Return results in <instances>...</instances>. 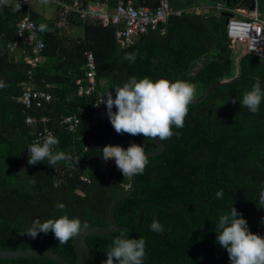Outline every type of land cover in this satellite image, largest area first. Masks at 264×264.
Masks as SVG:
<instances>
[{
	"label": "trees",
	"instance_id": "1",
	"mask_svg": "<svg viewBox=\"0 0 264 264\" xmlns=\"http://www.w3.org/2000/svg\"><path fill=\"white\" fill-rule=\"evenodd\" d=\"M133 1L150 8L158 3ZM108 2L113 5L116 0ZM168 2L179 15H169L156 29H148L122 48L114 41L112 25L102 27L69 14L59 26L57 7L45 21L30 5L17 9L18 0L0 3V82L4 85L0 87V250L46 249L74 262L71 240L61 244L51 232L35 239L22 233L35 219L43 222L62 214L86 225L106 224L109 203L123 191L129 177L122 176L114 159L107 160L108 167L103 166L102 148H127L130 143L144 145L146 152L156 148L151 139L117 134L108 118L104 123L97 118L93 98L107 91L115 98L114 89L130 77L192 82L196 98L215 81L238 78L212 88L203 100L190 105L184 127L173 128L175 134L161 141L160 153L148 157L149 163L143 174L135 176L131 192L116 203L114 218L119 225L131 227L145 201L172 208L146 204L135 229L87 235L85 241L95 262L102 264L109 245L123 235L145 239L143 264H230L227 251L216 240L215 225L232 205L251 232L264 236V207L258 202L264 189V101L255 114L240 103L257 77L264 88V61L244 53L234 63L224 17L214 9L219 5L234 11L253 4L264 18V0ZM197 6L207 8L193 11ZM24 15L33 20L43 41L42 59L30 70L29 79L32 88L50 94V100L40 107L24 108L17 102L29 70L24 63L27 47L19 41L16 57L7 51V43L15 37V24ZM73 26L80 27L78 36L72 33ZM86 51L94 57L96 88L89 96H77L74 80L83 75ZM126 53H135V61L126 60ZM233 99L237 102L232 103ZM26 114L47 120L25 124ZM67 114L79 119L72 131L60 123ZM44 127L59 140L55 151L65 152L70 160L55 165L27 163V147ZM80 175L89 182L80 181ZM219 190H223L220 199L216 197ZM58 203L66 208L57 209ZM154 218L162 224V232L150 229ZM0 264L54 263L40 257H16L0 259Z\"/></svg>",
	"mask_w": 264,
	"mask_h": 264
},
{
	"label": "clouds",
	"instance_id": "2",
	"mask_svg": "<svg viewBox=\"0 0 264 264\" xmlns=\"http://www.w3.org/2000/svg\"><path fill=\"white\" fill-rule=\"evenodd\" d=\"M6 2L7 0H0V3ZM19 7L17 4L16 8ZM230 13L235 15L233 12ZM135 58V53L125 54V59L130 62H134ZM3 86L0 82V87ZM114 92L115 98L112 91L102 94L96 107L101 103L106 106L107 117L115 132L132 136L142 135L145 139L159 142L170 139L175 134L173 128L184 127L189 107L196 99L194 83L166 78L153 81L148 77L140 79L130 77L122 86L116 87ZM262 101L264 88L257 77L251 90L243 94L240 103L255 114ZM236 102L235 99L232 100V103ZM58 144V138L48 133L42 142L37 141L27 147L29 152L27 163L35 165L47 161L49 165H55L60 161L70 160L71 157L65 152L55 151ZM101 159H114L122 176L129 178L143 174L149 163L144 145L136 143H130L127 148L105 145L102 148ZM32 183H35V180ZM216 197L222 198L223 190L217 191ZM258 202L264 207V189L259 194ZM56 208L63 211L66 205L58 203ZM86 227L87 225L79 218H70L67 214H62L58 218L46 219L43 222L40 219L33 220L22 235L35 239L41 233L51 232L59 243L65 244ZM150 229L159 233L163 231V226L154 218ZM215 231L216 240L227 251L230 264H264V236L251 232L246 219L233 205L228 213L219 217ZM145 249L146 241L143 237L118 236L109 245L105 252L106 259L102 264H143Z\"/></svg>",
	"mask_w": 264,
	"mask_h": 264
},
{
	"label": "built area",
	"instance_id": "3",
	"mask_svg": "<svg viewBox=\"0 0 264 264\" xmlns=\"http://www.w3.org/2000/svg\"><path fill=\"white\" fill-rule=\"evenodd\" d=\"M10 0H7L8 3ZM50 1L55 4L59 18L57 24L63 26L67 15L74 14L81 21L92 20L100 26L105 27L112 25L114 29V41L118 47L128 46L137 37L146 32L148 29L154 30L159 23H164L170 14L179 15V10H173L169 6L168 0H158L154 8L135 4L133 0H116L113 5H110L108 0H18L20 6H31L33 4L45 3ZM202 7H194L193 11L202 12ZM214 9L218 12L229 11L236 12L240 15L237 17L232 15L228 17L224 23L225 36L228 40V48L233 50L235 47L240 49V53L234 59V63L239 59V56L244 53L254 55L259 60L264 61V18L259 16L255 6L252 9H236L230 11L215 5ZM163 29L160 30L162 32ZM19 41L24 42L28 49V55L24 59V63L28 66L27 80L20 88V94L17 97V102L24 108L40 107L50 100V94L46 90L34 89L30 83V70L35 68L42 59L43 41L38 36L33 20L27 15L21 17L15 24V37L7 43V51L12 52L19 44ZM84 72L81 77L74 80L76 85L75 94L77 96H89L96 88L95 81V62L93 54L90 51L85 52ZM45 87L48 84L44 85ZM101 94H97L93 98V106L96 108V115L101 123L107 120L106 106L99 103ZM46 117L39 118L26 114L23 118L25 124L36 122H46ZM60 123L68 131L74 130L79 119L76 114H67L60 118ZM50 129L43 128L33 138V142L41 141ZM104 167H108V161L103 160ZM80 181L88 183L89 179L80 175Z\"/></svg>",
	"mask_w": 264,
	"mask_h": 264
},
{
	"label": "water",
	"instance_id": "4",
	"mask_svg": "<svg viewBox=\"0 0 264 264\" xmlns=\"http://www.w3.org/2000/svg\"><path fill=\"white\" fill-rule=\"evenodd\" d=\"M252 7H253V4L249 6V9H252ZM220 15L223 16L224 21H226L227 18L231 17L233 14L228 11H222L220 12ZM10 58L12 59L13 57L11 56ZM237 78L238 77L234 76L228 79H222V80L211 83L210 85H208L204 93L199 98H196L193 101V103H197L203 100L212 88L228 85L231 82L235 81ZM152 141L155 143L156 148L152 151L146 152L148 157H151V156H154L160 153V151L163 149V145L161 141L160 142L158 140H152ZM135 176L129 178L128 183L124 187L123 191L120 192L113 199H111L108 209H107L106 224L105 225H87V227L84 230H82L81 233H79L75 238L71 240V246H72V250L75 256L74 262L67 261L66 259H64L63 257H61L60 255L56 254L55 252L51 250L39 249V248H14V249L0 250V259L16 258V257H40V258L48 259L52 261L54 264H97L94 260L93 253L91 252L90 248L88 247L85 241V237L87 235H105L114 230H133L135 229L140 222L141 213L146 204L158 205L166 209L172 208V207H168L162 204H158L156 202L145 201L139 208L137 220L134 226L126 227V226L119 225L114 218V208H115L116 203L121 198L129 194L131 190L133 189V186L135 183ZM179 205H185V204H179Z\"/></svg>",
	"mask_w": 264,
	"mask_h": 264
},
{
	"label": "rangeland",
	"instance_id": "5",
	"mask_svg": "<svg viewBox=\"0 0 264 264\" xmlns=\"http://www.w3.org/2000/svg\"><path fill=\"white\" fill-rule=\"evenodd\" d=\"M31 9L36 11L38 14H40L44 20H50L56 10V6L54 3L50 2V1H46L45 3L40 2L39 4H33L31 5ZM206 9V7H203L202 10L204 11ZM72 33L74 35H79L81 33L80 31V27L78 26H73L72 27ZM240 53V49L237 47H235L233 50L230 51V55L233 59L236 58V56ZM14 55L16 57L17 53L14 52Z\"/></svg>",
	"mask_w": 264,
	"mask_h": 264
},
{
	"label": "crops",
	"instance_id": "6",
	"mask_svg": "<svg viewBox=\"0 0 264 264\" xmlns=\"http://www.w3.org/2000/svg\"><path fill=\"white\" fill-rule=\"evenodd\" d=\"M17 48H18V47H16L12 52H9V53H13V52H16V53H17V51H16ZM12 57H13V56H12Z\"/></svg>",
	"mask_w": 264,
	"mask_h": 264
}]
</instances>
